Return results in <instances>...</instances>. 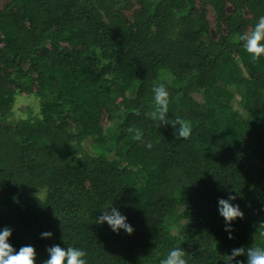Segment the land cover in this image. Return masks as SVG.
Returning a JSON list of instances; mask_svg holds the SVG:
<instances>
[{
  "label": "trees",
  "instance_id": "obj_1",
  "mask_svg": "<svg viewBox=\"0 0 264 264\" xmlns=\"http://www.w3.org/2000/svg\"><path fill=\"white\" fill-rule=\"evenodd\" d=\"M0 6V230L14 249L33 246L35 264L53 245L86 251L87 264H159L181 247L187 264H227L233 249L264 247V56L233 43L264 0ZM159 83L190 138L146 117ZM23 96L39 110L11 121ZM229 195L244 215L226 225ZM111 208L131 235L96 223Z\"/></svg>",
  "mask_w": 264,
  "mask_h": 264
},
{
  "label": "clouds",
  "instance_id": "obj_2",
  "mask_svg": "<svg viewBox=\"0 0 264 264\" xmlns=\"http://www.w3.org/2000/svg\"><path fill=\"white\" fill-rule=\"evenodd\" d=\"M233 43L242 45L245 52L250 56L253 62L264 56V15L258 17L256 23L249 31L236 33L233 36ZM166 79L171 78V74H167ZM153 92V108L145 113L146 117L152 121L158 122V126L171 124L176 130L178 138L188 139L192 134L191 122L177 117L174 121H169L167 118L169 105V92L164 83L155 85ZM139 115L140 111L137 110ZM139 138V137H138ZM150 147V145H149ZM236 199L235 196L229 195L227 199L218 200V212L223 218L226 225H231L236 219H243V212L239 205L231 203ZM127 218L120 214L116 208H111L110 211H103L96 219L97 224L106 223L113 232L123 230L126 234L131 235L134 231L132 226L126 222ZM226 232L231 233L230 227L225 228ZM12 230L8 227L0 230V264H35L36 252L31 245L21 246L19 250L13 248L8 243ZM261 237H264V222H260L257 232ZM51 232H43L42 239L51 238ZM233 237L229 235V239ZM48 258L42 264H87V252L77 247L61 248L59 245H53L46 249ZM245 256L246 264H264V247L249 246L248 248L233 249L231 254L225 256L227 264H231L236 257ZM186 252L181 247H175L168 251L167 255L159 261V264H187ZM236 264H243L237 260Z\"/></svg>",
  "mask_w": 264,
  "mask_h": 264
},
{
  "label": "rangeland",
  "instance_id": "obj_3",
  "mask_svg": "<svg viewBox=\"0 0 264 264\" xmlns=\"http://www.w3.org/2000/svg\"><path fill=\"white\" fill-rule=\"evenodd\" d=\"M1 7V6H0ZM208 11V23L210 25V35L213 39H215V23L214 19L215 16L212 14L211 9H207ZM228 12H230V9H228ZM247 13L244 11L243 15H246ZM29 110H34V115L35 112L39 110V103L38 101L33 98V97H26L23 96L21 98H18L16 105L13 107L12 112H11V121H17L19 119H26L30 113ZM107 126V125H106ZM84 190H87V186L84 185Z\"/></svg>",
  "mask_w": 264,
  "mask_h": 264
}]
</instances>
